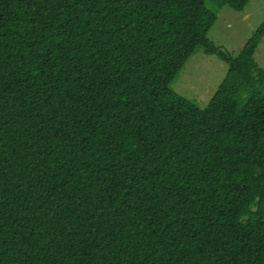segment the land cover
Returning a JSON list of instances; mask_svg holds the SVG:
<instances>
[{
	"label": "trees",
	"instance_id": "trees-1",
	"mask_svg": "<svg viewBox=\"0 0 264 264\" xmlns=\"http://www.w3.org/2000/svg\"><path fill=\"white\" fill-rule=\"evenodd\" d=\"M249 0H0V264H264V21ZM200 47L204 108L170 84Z\"/></svg>",
	"mask_w": 264,
	"mask_h": 264
},
{
	"label": "rangeland",
	"instance_id": "rangeland-1",
	"mask_svg": "<svg viewBox=\"0 0 264 264\" xmlns=\"http://www.w3.org/2000/svg\"><path fill=\"white\" fill-rule=\"evenodd\" d=\"M263 21L264 0H249L242 12L229 8L220 10L207 38L219 50L235 57ZM254 60L264 69V37L256 49ZM227 70V65L216 55H208L198 47L173 79L170 88L197 107L204 108L225 79Z\"/></svg>",
	"mask_w": 264,
	"mask_h": 264
},
{
	"label": "crops",
	"instance_id": "crops-1",
	"mask_svg": "<svg viewBox=\"0 0 264 264\" xmlns=\"http://www.w3.org/2000/svg\"><path fill=\"white\" fill-rule=\"evenodd\" d=\"M244 17H245V18H247V17H248V15H245ZM258 46H259V45H258ZM257 48H258V47H257ZM255 52H256V51H255ZM254 55H255V54H254Z\"/></svg>",
	"mask_w": 264,
	"mask_h": 264
}]
</instances>
